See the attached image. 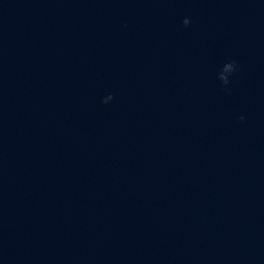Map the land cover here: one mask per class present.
Masks as SVG:
<instances>
[{
  "label": "water",
  "instance_id": "95a60500",
  "mask_svg": "<svg viewBox=\"0 0 264 264\" xmlns=\"http://www.w3.org/2000/svg\"><path fill=\"white\" fill-rule=\"evenodd\" d=\"M0 264H264V0H144L1 210Z\"/></svg>",
  "mask_w": 264,
  "mask_h": 264
}]
</instances>
